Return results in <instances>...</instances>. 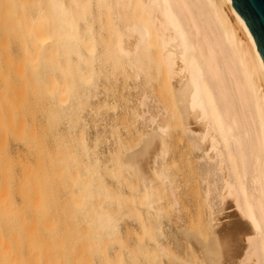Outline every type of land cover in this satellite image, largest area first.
<instances>
[{"label":"bare ground","instance_id":"bare-ground-1","mask_svg":"<svg viewBox=\"0 0 264 264\" xmlns=\"http://www.w3.org/2000/svg\"><path fill=\"white\" fill-rule=\"evenodd\" d=\"M128 1L136 3L141 18L137 15L127 21L124 9ZM45 2L42 7L40 0H0V52L7 68L19 69L15 70L16 81H4L8 84L3 85L4 96H0V150L5 151H0V264H56L57 240L60 246L67 243L61 233L57 238L55 232V224L62 226L60 221L62 217L67 219L66 213L57 214L59 220L50 207L45 208L53 201L48 194L52 186L44 176L48 181L44 187L51 186L44 188L46 195L39 162L51 155L42 150L46 133L37 130V60L51 65L56 37L57 47L69 52V40L74 37L70 33L76 28L64 0ZM103 3V16L108 22L104 25L117 33L112 53L132 66L134 84L141 87L144 79L152 80L151 69L157 66L171 87L173 106L157 108L168 123L162 126L159 115L150 116L158 146L145 160L136 154L128 165L140 202L151 218L160 222L162 186L167 183L171 186L172 209L180 212L181 203L167 170L169 144L175 142L179 131L173 122L178 112L180 142L187 147L185 159L197 161L205 183L202 199L207 212L200 210V236L187 240L194 260H177L183 264H264V60L247 23L232 0ZM143 98L144 104L156 102L148 95ZM143 103L148 110V104ZM147 110L146 114L142 112V121ZM11 141L22 147L14 156L9 148ZM44 194L50 198L46 199L48 203L43 201ZM97 225L103 231L116 227L105 216ZM159 249L163 258H172L165 243L160 242Z\"/></svg>","mask_w":264,"mask_h":264},{"label":"rangeland","instance_id":"rangeland-1","mask_svg":"<svg viewBox=\"0 0 264 264\" xmlns=\"http://www.w3.org/2000/svg\"><path fill=\"white\" fill-rule=\"evenodd\" d=\"M40 1L45 6L46 2ZM64 1L66 9L74 15V29L78 33L73 29L70 31L74 37L70 36L69 52L68 49H59L57 37L54 38L53 50H57L52 54L51 65L48 62L39 64L37 60V130L40 134L46 133L42 150H47V154L49 152L51 155V158L48 155L47 160L39 162L46 164L45 167L39 164V171L42 170L39 173L44 172L43 176L39 175L44 181L47 178L50 180L47 184L52 188H46L51 190L48 194L53 196L50 197L51 201L53 199L51 205L50 202L48 207L46 203L43 204L47 210L51 208L55 212V219H59L56 215L62 212L67 216L66 220L62 217L65 222L60 221L62 226H59V222L55 224L57 238L61 233L67 239L62 246L57 240L56 264H183L177 258L194 260L195 254L187 245V240L190 238L192 241L201 234L200 210L205 206L202 199L205 183L197 161L192 159L188 162L185 159L187 147L180 142L181 119L178 112L173 122L179 131L175 142L173 140L174 143L169 144L167 170L181 203L180 212L172 209L171 186L164 183L162 220L154 221L147 207L140 202L135 177L128 169L133 157L140 155L145 160L146 155H151L159 144V138L153 132L155 128L149 122L150 116L159 115L162 126L168 123L163 112L157 109L173 106L171 87L162 79V68L152 67L153 79H144L142 86L138 87L134 84L132 66L112 53L117 33H112L104 25L108 22L105 21L107 17L103 16L106 12L103 0ZM139 11L135 2H126L124 14L127 21L141 18L142 12ZM137 15L140 17L135 18ZM88 30H91L90 33ZM237 33L240 34V31ZM3 56L2 52L0 96H4L1 95L5 88L3 85L8 84L4 81L10 78L16 81L14 74L19 70L9 67L10 70H7ZM144 94L156 102L144 104ZM0 102L3 109V102ZM141 102L148 104V110ZM146 110L148 114L142 121L140 117L142 112L146 114ZM1 138L0 131L2 142ZM11 142L9 148L14 156L22 147L16 141ZM136 151H140V154ZM43 154L47 155L46 152ZM43 168L51 169L46 171ZM45 193L48 195L47 191ZM46 195L43 201L48 203L50 198ZM204 209L206 211V207ZM102 216L112 219L116 227L107 231L100 229L97 221ZM159 223L162 227H159ZM207 232L210 233L208 228ZM160 242L171 249V259L162 257ZM61 256L63 258L60 260Z\"/></svg>","mask_w":264,"mask_h":264},{"label":"water","instance_id":"water-1","mask_svg":"<svg viewBox=\"0 0 264 264\" xmlns=\"http://www.w3.org/2000/svg\"><path fill=\"white\" fill-rule=\"evenodd\" d=\"M233 7L247 23L264 60V0H232Z\"/></svg>","mask_w":264,"mask_h":264}]
</instances>
